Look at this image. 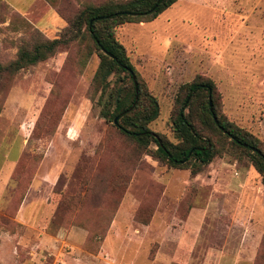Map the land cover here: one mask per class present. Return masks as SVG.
<instances>
[{"label": "rangeland", "instance_id": "1", "mask_svg": "<svg viewBox=\"0 0 264 264\" xmlns=\"http://www.w3.org/2000/svg\"><path fill=\"white\" fill-rule=\"evenodd\" d=\"M102 1L0 0V64L25 23L54 39ZM115 38L158 101L150 131L178 142L174 103L201 76L264 149V0H178ZM84 52L73 42L0 82V264H264V185L249 159L215 155L196 174L192 161L158 163L100 116L118 78L100 97L99 59Z\"/></svg>", "mask_w": 264, "mask_h": 264}, {"label": "trees", "instance_id": "2", "mask_svg": "<svg viewBox=\"0 0 264 264\" xmlns=\"http://www.w3.org/2000/svg\"><path fill=\"white\" fill-rule=\"evenodd\" d=\"M177 1L103 0L98 4L89 3L54 39L46 38L25 23L28 35L20 37L15 59L0 64V82L5 75L12 77L34 67L78 41L84 45V61L93 54L99 59L94 79L101 89L100 97L108 89L107 80L117 76L116 86L108 92L100 116L110 119L113 124L117 119L114 126L137 148L164 165L181 167L192 161L193 174L201 171L215 155L226 153L238 161L247 157L264 185V149L260 141L226 119L217 88L208 78L196 76L179 89L171 116L177 143H170L163 135L148 128L159 115L158 101L146 90L125 48L116 40V29L123 24L151 22ZM52 8L56 7L52 5ZM152 143L155 149H149Z\"/></svg>", "mask_w": 264, "mask_h": 264}, {"label": "crops", "instance_id": "3", "mask_svg": "<svg viewBox=\"0 0 264 264\" xmlns=\"http://www.w3.org/2000/svg\"><path fill=\"white\" fill-rule=\"evenodd\" d=\"M35 1H37V0H31L32 3H34ZM48 8H49V9H48V14H49V15L54 14V13H53L54 11H53L50 7H48Z\"/></svg>", "mask_w": 264, "mask_h": 264}, {"label": "water", "instance_id": "4", "mask_svg": "<svg viewBox=\"0 0 264 264\" xmlns=\"http://www.w3.org/2000/svg\"><path fill=\"white\" fill-rule=\"evenodd\" d=\"M208 100H209V106H210V108H211L210 97L208 98ZM116 121H117V119H114V124L116 123Z\"/></svg>", "mask_w": 264, "mask_h": 264}]
</instances>
